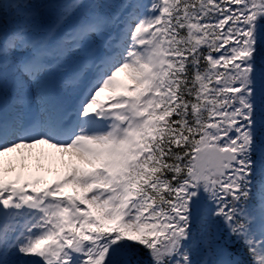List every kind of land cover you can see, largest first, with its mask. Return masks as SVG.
Wrapping results in <instances>:
<instances>
[{"label": "snow or ice", "instance_id": "6c2138e0", "mask_svg": "<svg viewBox=\"0 0 264 264\" xmlns=\"http://www.w3.org/2000/svg\"><path fill=\"white\" fill-rule=\"evenodd\" d=\"M0 264H264V0H0Z\"/></svg>", "mask_w": 264, "mask_h": 264}]
</instances>
